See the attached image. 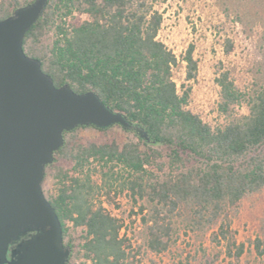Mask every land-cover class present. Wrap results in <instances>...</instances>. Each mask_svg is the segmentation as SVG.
Wrapping results in <instances>:
<instances>
[{
    "label": "trees",
    "instance_id": "trees-1",
    "mask_svg": "<svg viewBox=\"0 0 264 264\" xmlns=\"http://www.w3.org/2000/svg\"><path fill=\"white\" fill-rule=\"evenodd\" d=\"M36 0H0V20ZM165 0H48L47 8L24 39L25 53L41 61L57 88L96 93L106 106L142 129L84 125L64 133V144L47 166L56 185L47 200L62 228L82 229L73 264H128L131 252L126 224L101 200L126 192L139 208L153 253L168 249L173 219L186 213L189 229L218 226L228 240L231 220L248 203L264 212V79L249 96L229 71L216 78L219 111L229 114L244 104L246 113L212 125L189 108L199 63L191 44L180 56L185 81L174 79L179 57L159 39ZM85 15L87 19L76 18ZM234 42L227 39L226 53ZM81 128L105 133L122 128L130 136L84 141ZM146 133V134H145ZM163 160L180 170L157 179L151 170ZM66 166H70L68 169ZM147 211V214H144ZM253 247L264 259V231ZM245 251L237 246V256Z\"/></svg>",
    "mask_w": 264,
    "mask_h": 264
},
{
    "label": "rangeland",
    "instance_id": "rangeland-1",
    "mask_svg": "<svg viewBox=\"0 0 264 264\" xmlns=\"http://www.w3.org/2000/svg\"><path fill=\"white\" fill-rule=\"evenodd\" d=\"M158 8L164 16L159 39L180 59L174 72L178 86L185 81V64L180 56L191 44L195 46L199 75L192 83L189 108L212 125L245 114L244 104L237 106L231 115L219 111L216 78L229 71L236 87L245 96L252 93L255 83L264 79V0H165ZM76 18L87 19L78 13ZM228 38L234 42L230 53L225 51ZM77 136L84 141L103 142L115 137L125 141L130 135L122 128H112L105 133L81 128ZM161 162L164 163L162 168L156 165L151 170L155 178L165 179L180 172L167 160ZM42 187L47 195L55 190L51 173ZM101 200L107 210L124 220L126 228L121 233L128 234L131 252L140 251L128 264H264V259L257 256L253 247L255 237L264 231V212L252 203L232 216L228 240L221 237L218 226L208 231H192L186 213L180 212L173 219L168 249L152 253L147 247V230L139 211L145 202L134 204L126 192ZM67 227L69 236L77 242L82 229H75L71 223ZM239 244H244L245 248L241 256L236 255Z\"/></svg>",
    "mask_w": 264,
    "mask_h": 264
},
{
    "label": "water",
    "instance_id": "water-1",
    "mask_svg": "<svg viewBox=\"0 0 264 264\" xmlns=\"http://www.w3.org/2000/svg\"><path fill=\"white\" fill-rule=\"evenodd\" d=\"M47 5L36 0L0 20V264L9 243L27 229L40 232L31 241L35 252L25 251L22 264L53 258L66 264L62 224L42 187L66 131L119 125L144 132L96 93L57 88L41 61L25 53V36Z\"/></svg>",
    "mask_w": 264,
    "mask_h": 264
},
{
    "label": "flooded vegetation",
    "instance_id": "flooded-vegetation-1",
    "mask_svg": "<svg viewBox=\"0 0 264 264\" xmlns=\"http://www.w3.org/2000/svg\"><path fill=\"white\" fill-rule=\"evenodd\" d=\"M63 229V245L65 250H69L68 258L66 259V264H73L72 258L76 252V241L69 236L68 227L65 226ZM39 230L36 229H27L23 231L16 239L11 241L7 248L6 260L1 264H22L21 255L24 254L25 251H30L31 253L35 252V247L32 245L31 241L33 236L39 233ZM60 264L53 259H36L30 264Z\"/></svg>",
    "mask_w": 264,
    "mask_h": 264
}]
</instances>
